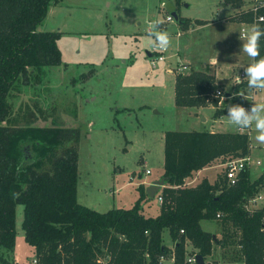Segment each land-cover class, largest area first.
<instances>
[{
    "label": "trees",
    "instance_id": "obj_1",
    "mask_svg": "<svg viewBox=\"0 0 264 264\" xmlns=\"http://www.w3.org/2000/svg\"><path fill=\"white\" fill-rule=\"evenodd\" d=\"M222 1L236 11L225 20L264 27V0H256L248 10H240L243 0ZM53 3L60 2L0 0V264L10 263L5 252L15 246L16 205L24 207L22 230L35 250L37 264H160V257L172 252L166 233L174 244L175 264H186L189 253L206 260L215 246L231 250L244 264H264V206L253 210L245 206L264 187V173L252 180L250 169H245L234 186L224 175L215 183L203 178L195 186H185L194 172L216 160L247 156L248 133L166 132V186L156 196H162L163 202L159 215L153 217L142 208L149 198L143 185L131 208L99 212L78 202L77 129L29 131L8 125L13 91L19 85L41 84L50 67L62 64L58 46L62 33L38 30ZM179 4L181 0H175L176 9ZM180 20L187 27L188 21ZM260 46L264 56V37ZM239 86L248 89L247 80ZM222 88L206 68L177 72L176 105L195 109L213 104L216 117H221L228 108L219 107L222 97L216 93ZM203 220L218 221L221 237L214 239L203 230Z\"/></svg>",
    "mask_w": 264,
    "mask_h": 264
},
{
    "label": "rangeland",
    "instance_id": "obj_2",
    "mask_svg": "<svg viewBox=\"0 0 264 264\" xmlns=\"http://www.w3.org/2000/svg\"><path fill=\"white\" fill-rule=\"evenodd\" d=\"M169 1L175 4V0L53 3L38 30L62 33L58 40L62 64L50 67L41 84L19 85L11 96L9 126L29 131L53 127L80 131L77 199L99 212L131 208L145 180L163 177L166 132H237L228 123L227 113L216 117L213 104L195 109L178 107L177 72L187 74L206 68L214 74V68H210L214 57L224 93L219 107L239 104L250 110L254 103H264V90L248 91L236 81L252 62L241 50L247 42L242 31L247 35L251 25L225 20L236 11L222 0H181L176 9L179 20H167L170 14L165 5ZM243 1L240 10L256 4V0ZM180 18L188 21L187 27L181 25ZM157 19L165 21L160 30L170 34L171 44L166 60L153 64L147 27ZM170 65L174 71L169 70ZM246 132L250 135L248 155L254 163L250 178L254 180L264 173V144L255 140L254 125ZM25 147L30 149L31 144ZM225 162L219 159L208 166L212 180L224 174ZM147 170L152 174L147 175ZM258 195L261 200L256 207H262L264 187ZM142 208L144 214L155 216L159 209L156 196L145 200ZM23 219L24 207L16 205L15 246L5 252L9 264H37L35 250L25 240ZM213 222L220 232L219 222ZM211 224L204 221L202 226L213 231ZM164 239L169 245L168 233ZM227 255L232 256L230 252ZM211 259H215L214 264L223 261L219 255Z\"/></svg>",
    "mask_w": 264,
    "mask_h": 264
},
{
    "label": "clouds",
    "instance_id": "obj_3",
    "mask_svg": "<svg viewBox=\"0 0 264 264\" xmlns=\"http://www.w3.org/2000/svg\"><path fill=\"white\" fill-rule=\"evenodd\" d=\"M170 20L171 17H168ZM165 21L157 19L148 23L147 32L151 37L150 44L152 49L158 51H167L171 44L170 34L167 31L160 30V25ZM264 37V27L260 24H253L244 37L246 43L242 45L241 50L247 54L252 61L245 68V77L247 78V87L249 90H264V56H261L260 40ZM163 59V57H161ZM216 63V59H213ZM241 80L237 79V83ZM242 96V94H240ZM228 123L243 132L255 126V140L264 144V103H254L250 110L237 104L230 105L227 108Z\"/></svg>",
    "mask_w": 264,
    "mask_h": 264
},
{
    "label": "built area",
    "instance_id": "obj_4",
    "mask_svg": "<svg viewBox=\"0 0 264 264\" xmlns=\"http://www.w3.org/2000/svg\"><path fill=\"white\" fill-rule=\"evenodd\" d=\"M169 17H171L170 15H169ZM171 19H174V18H172L171 17ZM170 19V20H171ZM167 20H169V19H167ZM260 20H263V17H260ZM242 36L243 37H245L246 36V34H245V31L243 30L242 31ZM167 51H158V50H154L153 49V54H151V57L153 56L154 58H153V60H152V62H153V64H156L157 63V61H165L166 60V57H165V53H166ZM161 57H163V59H161ZM170 67V69H172V67L171 66H169ZM186 67L184 66L183 67V69H185ZM246 77H245V73H244V71H241L238 75H237V77H236V81H237V79H240L241 80V82L240 83H242V80H244ZM239 83V84H240ZM217 94V96H221V97H223V95H224V93L222 92V91H220V90H218V92L216 93ZM226 98H230V95H226L225 96ZM243 107H245L246 109H248L246 106H244L243 105ZM249 110V109H248ZM238 132H241V131H239L238 130ZM241 133H247L246 132V130L245 131H243V132H241ZM256 163H258V164H260L259 163V161H257ZM252 164H254V163H252V160H251V158H250V156L249 155H247V156H245V157H242V158H232V159H229V160H227L225 163H224V177L228 180L227 182H228V185L229 186H234V185H236L237 183H238V181H239V176H240V173L243 171V170H245V169H250V167L252 166ZM146 174L147 175H149V174H151V171L150 170H147L146 171ZM158 201L160 202V203H162L163 202V199H162V196H158ZM257 200H261V196H259V195H257L255 198H252V199H250L247 203H246V209H248V210H253V209H256V208H258V207H256V203H257ZM218 217H220V214H218ZM181 232H183V230L181 231ZM174 249L172 250V252H171V257H172V260H173V264H175V256H174ZM196 255L197 254H190L189 253V255H188V257H187V259H186V264H198L197 263V260H196ZM165 259H166V257H164V256H161L160 257V264L162 263V262H164L165 261ZM35 263H37V260H35L34 261Z\"/></svg>",
    "mask_w": 264,
    "mask_h": 264
},
{
    "label": "crops",
    "instance_id": "obj_5",
    "mask_svg": "<svg viewBox=\"0 0 264 264\" xmlns=\"http://www.w3.org/2000/svg\"><path fill=\"white\" fill-rule=\"evenodd\" d=\"M229 6V5H228ZM239 24V23H238ZM241 25V24H240ZM243 25V24H242ZM244 25H246V24H244ZM179 36H180V33H179ZM242 36V35H241ZM243 37V36H242ZM213 59H215L214 57L212 58V61H213ZM171 64V63H170ZM211 66H210V68H214L213 70H215V72H214V75L216 76V64H214L213 62H212V64H210ZM171 66V65H170ZM169 70L170 71H174V69L172 68V69H170L169 68ZM179 73H182V72H179ZM191 73V72H190ZM211 73V72H210ZM177 74V73H176ZM188 74V73H187ZM216 80H217V82L219 83V81H218V79H217V76H216ZM220 84V83H219ZM208 105H211V104H208ZM236 131H238V130H236ZM211 132H223V131H211ZM250 149H251V147H250ZM208 168L209 167H206V168H204V169H202V170H199V171H197V172H194L193 174H192V176H190V177H194V180H191L190 179V177L189 178H187V180H185V186H191L197 179H199V178H207V179H209L210 180V182L211 183H215L216 181H218L217 179L214 181V180H212L211 179V176L209 175V172L207 171L208 170ZM152 174V173H151ZM151 174H149V175H151ZM222 175V174H221ZM218 176H220V175H218ZM141 177V176H140ZM163 178V177H162ZM161 179V178H160ZM160 179H154V180H145L144 181V183L142 184L145 188H147L149 185H151L153 182H155V181H157V180H160ZM189 180H191V181H189ZM161 191V190H160ZM149 204V203H148ZM160 206H161V203L159 202V209H158V212H157V214L155 215V216H153V217H156V216H158L159 215V213H160ZM150 216V215H149ZM204 221H207V220H203V221H201V227H202V229L203 230H205L204 228H203V226H202V223L204 222ZM209 221V220H208ZM207 221V222H208ZM210 223H212L211 225H212V229H213V231L212 230H205V231H207L208 233L210 232V233H212L214 236H217V237H221V234H222V231H218L217 230V225H216V223L215 222H213V221H209ZM211 225H210V227H211ZM221 230V229H220ZM166 242V241H165ZM167 245V244H166ZM170 249H172L173 250V246H174V244H173V242H172V240H171V238H170V244L169 245H167ZM188 250H192V247H188ZM213 251H214V254H212L211 256H209L208 257V259H206L205 260V263L207 264H214L213 262L215 261V259H211L212 258V256H215V255H219V256H221L222 257V259H223V261L222 260H219L216 264H244L242 261H240V260H237V259H235L234 258V256H233V252L231 251V250H229V249H223V248H221L220 246H215L214 247V249H213ZM228 252H230V254L232 255L231 257L229 256V255H227L228 254ZM161 264H173V260H172V257H171V255L170 256H167L166 257V259H165V261L164 262H162Z\"/></svg>",
    "mask_w": 264,
    "mask_h": 264
},
{
    "label": "water",
    "instance_id": "obj_6",
    "mask_svg": "<svg viewBox=\"0 0 264 264\" xmlns=\"http://www.w3.org/2000/svg\"><path fill=\"white\" fill-rule=\"evenodd\" d=\"M165 7L169 11V14L172 18H175V20H179V16L176 11V6L172 1L166 3ZM165 186H166V178H161L160 180H157L153 182L151 185H149L146 188V193L149 198H155V196H157L160 190ZM213 238L215 239V236ZM196 260L198 264H206L205 259L201 254L196 255Z\"/></svg>",
    "mask_w": 264,
    "mask_h": 264
}]
</instances>
